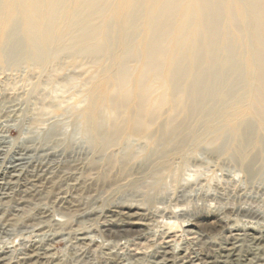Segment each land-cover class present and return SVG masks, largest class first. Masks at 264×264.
Wrapping results in <instances>:
<instances>
[{"label":"bare ground","instance_id":"bare-ground-1","mask_svg":"<svg viewBox=\"0 0 264 264\" xmlns=\"http://www.w3.org/2000/svg\"><path fill=\"white\" fill-rule=\"evenodd\" d=\"M115 1L0 0V85L2 84L1 78H11L14 76L13 72L19 74L21 79L24 78L23 76L28 79L21 81V87L9 85L0 87V124L13 121L17 117L19 113L17 103L22 95L21 90L28 86V81L32 77H36L34 70H37L40 76L44 75L41 69H47L52 74L59 68L58 61L46 60L45 52L54 43L55 35L60 32L63 25L78 26V30L66 39L57 56L69 48L73 54L99 63L116 43L111 30L115 35L118 29L115 21L120 22L119 30L122 36L119 42L122 55L115 61L114 87L106 100L109 102L108 113L112 115V120L117 121L118 117L120 121L123 119L122 128L111 132L104 129L103 120L97 111V100L93 95L90 97V106L72 117L73 122L81 118L84 125L91 128L92 139L98 144L103 141L117 142L120 139L126 142L133 139L153 140L154 136L150 134L152 131L149 132L148 129L151 121L158 115L159 106L149 101L148 91L155 88L156 82H161V95L164 97L167 94L169 78L174 72V64L177 65L176 71L187 70L186 86L190 96L205 94L203 88L207 80L211 81L213 78L211 70L215 68L210 64L214 56L212 49L219 47L218 49L223 50V47L227 45L223 37L219 41L221 38L219 16L213 5L208 4L207 0H119L122 11L119 19L111 8ZM236 8L238 20L240 19L242 24L247 22L254 43L257 45L255 56L259 73L256 79L258 89L255 106L250 110L249 120L213 138L210 142L209 153L205 157H195V161L207 165L213 164L225 173L236 170L242 173L244 184L250 186L258 184L264 187V0H238ZM224 14L228 19L227 10ZM94 15H99L100 18L93 20ZM175 19L178 21L179 28L173 29L171 26ZM136 44L139 47L138 52L135 51ZM200 49L204 50V54L200 53ZM129 58L142 59L135 79H133L134 73L131 72L128 64ZM231 58L230 53L222 54L219 66L230 63ZM166 65L169 66L170 72L164 75L163 69ZM194 65L197 66V69L195 68L197 73L194 72L195 75H192L191 70ZM202 71L210 73V75L207 74L206 80H203L204 83L198 80ZM132 81L136 85L134 91L129 88V83ZM48 94L39 86L35 88L34 99L41 103V107L31 114L33 125L42 123L51 115L50 111L61 106L58 104L59 98L50 99ZM168 122L163 126L161 140L165 148L173 144V150L179 151L183 146L184 140L181 139L185 133V127L182 124H174L172 121ZM61 125H63L62 121H56L42 135H37L32 139V142L37 141L41 144L39 153L53 156L58 148L68 149L76 143L74 135L69 136V139L63 137ZM231 139L236 144L235 149L240 147L241 152L228 149ZM5 145L6 141L0 137V212L5 206L4 203L8 201L12 203L13 212H31L30 218L33 225L43 234L49 233L53 236L85 231L81 227L100 217L99 226L103 232L140 229L150 220L151 211L149 213L141 208L130 211L126 208L112 207L104 211L103 215L86 208V203L91 199L89 195L91 182L79 180L76 177V168L71 167H62L57 171H54L53 167L25 170V167L30 164L31 154L36 151V148L27 144L16 151L3 166V162L6 161L2 160ZM129 169L131 170V166ZM238 190L242 192L241 189ZM213 196L215 198L213 194L208 198L211 199ZM52 207L56 208L59 218H54L52 215ZM235 215L252 221L260 220L256 212L244 206L236 212L221 213L217 220L221 224L228 221L233 222ZM15 216L11 215L4 220L1 219L0 230L17 225L18 220ZM258 224H260L259 221ZM185 232L189 233V231ZM263 233L264 231L259 232L254 228H228L227 235L221 243L208 247L206 241L199 239L203 241L204 246L192 250L191 257L181 255V249L176 250L174 247L166 246L155 251L150 261L152 264H262L264 261ZM74 240L82 247L92 246L94 243L86 231L78 233ZM7 260L6 252L0 251V264H5ZM108 260L109 263L106 264H144L145 261L143 255L136 252L110 254ZM17 264L50 263L46 259L45 249L35 243L24 253Z\"/></svg>","mask_w":264,"mask_h":264},{"label":"rangeland","instance_id":"rangeland-1","mask_svg":"<svg viewBox=\"0 0 264 264\" xmlns=\"http://www.w3.org/2000/svg\"><path fill=\"white\" fill-rule=\"evenodd\" d=\"M207 3H211L218 13L219 32L221 33L219 41L223 37L227 45L223 47V50L218 49L219 47L212 49L214 56L210 64L215 68L211 70L213 78L211 81L207 80L203 88V93H205L203 96H190L186 86L187 70L176 71V64L173 66L174 72L170 75L169 89L164 97L161 95V82H156L155 86L153 85L155 88L148 91L149 101L159 106L158 115L152 120L153 122L151 121L148 129L149 132L152 131L150 134H153V140L133 139L126 142L120 139L117 142L103 141L98 144L92 139L91 128L86 127L81 118L76 119V122L72 120V117L90 106V97L93 95L97 100V111L103 120L105 130L118 131L124 124L123 119L120 121V117L117 121L112 120V115L108 113L109 102L106 100L114 87L115 61L122 55L119 42L122 36L119 30V20L115 21L116 28H118L115 35L111 30L116 43L99 63L73 54L69 48L57 56L60 47L65 44L69 36L77 32L78 26L63 25L60 32L55 35L54 43L45 52V57L47 61H58L59 68L52 74L47 69H41L44 75L40 76H38V71L34 70L36 77H32L28 81V86L21 90L22 95L17 103L19 113L14 119L16 121L0 124V137L6 141L2 159L6 161L3 162V166L16 151L27 144L36 148V151L31 154L30 164L25 167V170L53 167L52 169L57 171L62 167H71L76 168V177L79 180L91 182V193L89 194L91 199L86 203V208L95 210L100 215L112 207L126 208L130 211L141 208L149 213L151 211L152 214H149L150 220L146 226L131 231L103 232L99 226L101 217L95 219L81 227L90 234L94 241L92 246L82 247L74 238L78 233L85 231L67 232L59 236L43 234L31 222V212L15 213L12 210V203L7 201L0 212V220L16 215L18 223L12 228L0 230V251L6 252L8 258L5 264L19 263L24 253L35 243L45 249L46 259L50 264L76 262L106 264L109 263L110 254L123 252L142 254L144 264H152V254L159 248L174 247L176 250H182L181 255L191 257L192 250L204 246L203 241L208 243V247L221 243L227 235L228 228H254L259 232L264 231V187L258 184L252 186L244 184L242 173L236 170L225 173L213 164L207 165L195 161V157H205L209 153L210 142L213 138L226 133L227 130L241 126L250 119V110L255 106L258 89L256 79L259 70L255 56L257 45L254 43L247 22L242 24L240 19L238 20L236 8L238 0H207ZM216 3L221 4V7ZM111 8L120 19L122 11L119 0L113 2ZM225 10H227L228 19L224 14ZM99 18V15L92 16L93 20ZM171 27L179 28L176 19L172 21ZM135 51H139L138 44L135 45ZM203 51L200 49V53L204 54ZM224 53H230L232 58L230 63L219 66V59ZM141 61L142 59L129 58L128 64L131 72L134 73L133 79L137 77ZM193 67L191 71L192 75H195L197 66ZM169 72V66L166 65L163 73L167 75ZM207 74L210 75L209 72H200L198 80L203 82ZM13 75L8 79L1 78L0 87L2 85L19 87L22 85L21 81L27 79L26 76L21 79L19 74L14 72ZM37 86L46 94L49 93L50 99L59 98L58 104L61 106L50 111L51 115L42 123L33 125L31 114L41 107V103L34 99ZM135 86L134 81L129 83L132 91L136 89ZM56 121L63 122L60 126L63 137L69 139L74 135L76 143L68 149L58 148L53 156L41 154L39 153L41 144L37 141L32 142V139L37 135H42ZM168 121L182 124L185 127V133L181 139L184 142L179 151L173 150V144L165 148L161 140L163 126ZM235 147L236 144L231 139L228 149L241 152L239 146V149ZM212 194L215 198L213 196L209 199L208 197ZM242 206L256 212L260 220L252 221L235 215L233 222L228 221L222 224L218 222L217 217L221 213L236 212ZM51 211L54 218H59L55 207H52Z\"/></svg>","mask_w":264,"mask_h":264}]
</instances>
